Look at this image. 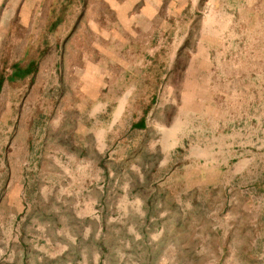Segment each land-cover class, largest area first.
I'll list each match as a JSON object with an SVG mask.
<instances>
[{"label": "rangeland", "instance_id": "1", "mask_svg": "<svg viewBox=\"0 0 264 264\" xmlns=\"http://www.w3.org/2000/svg\"><path fill=\"white\" fill-rule=\"evenodd\" d=\"M0 264H264V0H0Z\"/></svg>", "mask_w": 264, "mask_h": 264}]
</instances>
